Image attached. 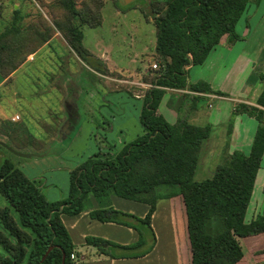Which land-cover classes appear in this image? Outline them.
<instances>
[{
    "label": "trees",
    "instance_id": "16d2710c",
    "mask_svg": "<svg viewBox=\"0 0 264 264\" xmlns=\"http://www.w3.org/2000/svg\"><path fill=\"white\" fill-rule=\"evenodd\" d=\"M148 3L154 11L155 50L162 64L144 93L139 115L143 132L117 151L95 152L71 168L68 195L61 199H48L35 178L5 158L0 165V194L16 209L18 218L11 214L10 206H0V245L5 250L0 264H63V251L64 264H74L70 256L74 244L61 214L74 215L87 209L92 218L130 226L138 234L130 244L87 235V244L111 257L144 255L155 240L151 217L160 197L172 203L178 264H241L245 254L241 239L264 232V206L246 219L264 154V89L255 103L233 101V115L246 113L257 120L249 151H228L211 176L201 180L193 176L202 143L210 135L211 122L194 123L186 116L170 122L158 110L169 88L183 91L178 108L187 114L209 99L207 93L227 95L213 89L206 80H190L188 71L191 65L203 63L223 36L230 42L241 37L235 27L249 0ZM81 4L78 7L76 0H57L48 4L53 24L40 18L25 27L21 26L22 15L15 9L12 21L0 29V76L7 77L30 53L48 42L55 29L71 50L89 63L91 52L82 42L81 25L101 23L103 0H82ZM98 71L107 74L106 68ZM231 129L230 122L228 137ZM226 146L229 148V139ZM165 186L168 189L161 191ZM110 194L147 203L148 208L143 217L114 208ZM90 196L98 207H87ZM175 199H180L183 209L174 207ZM215 219L219 223L212 227ZM183 231L187 252L180 244L184 242L180 239ZM49 246L51 249L42 259Z\"/></svg>",
    "mask_w": 264,
    "mask_h": 264
},
{
    "label": "rangeland",
    "instance_id": "374dc122",
    "mask_svg": "<svg viewBox=\"0 0 264 264\" xmlns=\"http://www.w3.org/2000/svg\"><path fill=\"white\" fill-rule=\"evenodd\" d=\"M56 1L0 0V29L12 21L15 9H18L22 15L20 21L22 27L39 22L40 18H46L50 24H53V15L48 4ZM148 1L103 0L101 23L97 26L81 25L82 42L91 52L88 58L89 63L81 60L75 52H72L66 45L61 32L55 29L52 37H56L42 51L43 53L40 52L35 61L26 67L27 71L28 69L29 72L33 70L34 72L31 73H36V75L22 73L17 75L16 86L20 91H24L25 102L29 101L36 112H39L35 115L43 124L37 125L36 120L29 117L28 130L39 140L25 134L24 130V133L17 136L19 138L10 141L16 145L15 149L22 152L43 153L47 150L48 152L44 155L21 156L8 148L9 142L0 140V165L5 158L11 159L26 175L36 179L41 191L50 200L61 199L68 195L71 168L95 152H115L125 142L143 132L139 115L144 93L151 84L150 78L157 74L162 64L155 50L154 11ZM81 3L82 0H76V6L80 7ZM256 10H258L257 13ZM262 11H264V0H249L246 10L236 24V32L241 36L244 35V31L247 33L246 25H253ZM241 45L242 43L238 41L233 46L232 52L224 54V49H221L212 53L210 62L192 65V69L188 71V77L191 80L201 73L208 71L212 73V65L219 64V59L221 61L225 58V67L221 70H226L228 74L222 79L220 90L232 97L241 92L244 83H247L246 97H255L264 89V79L261 78V74L264 75V61L257 60L254 64L246 54L240 53ZM155 63L156 66H154ZM104 68L107 69V74L102 75L98 70ZM182 93L180 89L169 88L158 110L170 122L182 116L199 124L214 122L209 137L202 143L193 176V179L201 180L211 176L216 165L224 161L223 157L228 153L227 126L230 122L233 126V100L228 97H212L201 102L199 110L187 114L180 109L182 107L178 108ZM0 97L3 110L6 107L12 108L13 105L9 102L11 99L9 92L0 90ZM50 104L52 108H62L59 113H55L56 115L61 114L60 119L52 117L49 120L50 115L43 113L46 105ZM217 109L219 111H216ZM66 110L70 115L65 116ZM67 118L71 119V126L64 124L69 120ZM74 120L77 121L76 124L73 123ZM61 122L59 128L58 123ZM247 124L251 126L250 122ZM62 125H68V128ZM44 128L51 132L53 137L47 142L44 140L45 133L41 131ZM65 129H68L69 134L59 135L63 134L61 130ZM263 180L264 155L257 172L256 189L253 191L247 209L248 219L263 209L264 192L263 185L260 184ZM165 189L168 187L160 188L161 191ZM89 198L90 202H87V207L89 209L98 207L97 201L92 196ZM109 198L114 208L126 212L130 210L139 217H143L144 215H141L143 209L148 208L147 203L115 194H110ZM171 205V200L168 201L167 197H160L157 201L156 225L158 228L155 230V240L150 249L153 251L149 258L141 259L142 264L145 262L177 264L178 262L176 260L175 219ZM0 206H10L11 214L15 219L18 218L16 209L2 194H0ZM174 207L183 209L180 199H175ZM95 223L98 221L95 220ZM218 223L215 219L212 227H216ZM103 229L111 235L117 230L115 226L103 227ZM103 229L101 231H104ZM182 233L180 239L182 237L184 242L180 241V244L183 252H187L186 231ZM241 243L245 251L241 264L264 263V233L254 237H244ZM3 254L5 250L0 245V255Z\"/></svg>",
    "mask_w": 264,
    "mask_h": 264
},
{
    "label": "crops",
    "instance_id": "0c3cea01",
    "mask_svg": "<svg viewBox=\"0 0 264 264\" xmlns=\"http://www.w3.org/2000/svg\"><path fill=\"white\" fill-rule=\"evenodd\" d=\"M257 12L258 10H256V13ZM253 25H246L248 28L247 33L244 31L243 32L244 35L243 36L240 35L241 37L236 39L233 42H230L227 36H223V38L221 39V42L216 45V47L210 52V54L208 55V57L203 63H207L208 61L210 62L212 53H215L216 51H219L221 49H224V54H227V52L228 53L232 52L233 46L238 41L242 43L240 47V53L242 52V54H246L248 58L252 59L251 61L254 64L256 63L257 60L264 61V58H263L264 56L263 54L264 53V11H262L261 14H259V16L257 17ZM55 37L56 36H53L52 38H50L48 42H45L43 45H41L35 52L30 53L27 56L26 60L23 63H21L14 71H12L7 77L0 76V90H2L3 92H9L11 94V99L9 102L10 104L13 105L12 108L9 109L6 107L5 110H3V107H1L2 104L0 105V140H3V141L6 140V143L9 142L8 144L12 146L13 148H16V145H14L10 140L11 139L14 140V138H19L17 136L24 133V130H25V134H30L33 137L38 138L37 136H35L33 133H31L28 130L29 117L34 118L37 122V125L43 124L39 121V119H37V116L35 115L39 112H36L35 108L29 104V101L25 102L24 99L26 98H25L24 91L22 90L20 91L18 87L16 86L17 75L21 73L25 75H28V74L36 75V73H31V72H34L33 70H30L29 72V69H28L27 71L26 67L27 65L32 64L35 61L36 57L39 55L40 52L43 53L42 51L45 50V48L50 44V42ZM66 45L69 47L67 42H66ZM69 49L71 50L70 47ZM71 51L73 52V50ZM213 62L211 63L213 64ZM224 62H225V58H223V60L221 61L219 59V64L214 63V65H212L211 67V69L213 70L212 73H209V71L207 73H201L200 75L195 76L194 77L195 79L192 78L191 80H199V79L206 80L210 83L213 89H217V88L222 89L220 88L222 79H224V77L227 76L228 74L226 70H221L222 67L223 68L225 67ZM191 69H192V65L190 66L189 71ZM68 72L71 74L70 71ZM247 85H248L247 83H244V86L242 87L243 89L241 90V92H238L236 95H233L232 97L229 95H220V94H216L213 92L207 93V96L209 98H212V97L227 98L228 97L229 99L231 98L233 101L240 100V101L255 103V100H256L255 98H257L259 94H256L255 97H252V98L246 97L247 96V89H246ZM57 90L59 91L58 88ZM209 105H211V103H209ZM46 106L47 107H45L43 113L45 114L47 113L50 115L49 120L52 117H57L58 119L61 118V114L56 115L55 113H59V111H61L60 109L62 108L60 107L58 109L56 107L52 108L51 104L46 105ZM232 110H233V106H232ZM216 111H219V109H217ZM68 114L70 115V113L67 112L66 110L65 116ZM233 117L234 119H233V126L231 129L232 131L228 138L229 143H230L228 151L230 152L233 149L238 148V149H242L248 152L251 142H252L255 129H256L257 120L253 116H250L246 113H240V112L234 114ZM70 121L71 119L64 122V124H68L69 126H71L72 121L71 122ZM248 122H250L253 128L250 125L248 126L247 124ZM73 123L76 124L77 121L74 120ZM58 124L60 128L62 122ZM211 124H212V129H213L214 122H211ZM62 126H65L66 128H68L66 125H62ZM67 130L68 129L61 130V132L62 131L64 132L63 135L69 134ZM41 131L45 133L44 140H46V142L51 140V138H53L52 134H50L51 132H48L46 128L41 129ZM59 135H62V133ZM61 139L62 138L60 137V140ZM263 182L264 180L260 183L261 186L263 185ZM256 184L257 182L255 180V185ZM168 201H170L169 198H168ZM141 209H142V206H141ZM146 210L143 209V212L141 213V215H144ZM88 211H89L88 209L83 210L80 213L74 214V215H69L66 213L61 214V218L67 230L69 231L72 242L74 244V253L76 254V258L73 259L74 264H142L141 259H146L150 257L153 250L141 256L111 257L105 253L99 252L95 246L91 244H87L86 236L89 235L90 233H92L93 235H97V236L100 235L104 238L114 240L115 242H118L121 244H130L132 242H135L138 237L137 231L134 228L121 224V223L114 222V221H101V220L92 218ZM156 215H157V212L155 209L151 217V226L154 232L156 228H158V226L156 225ZM246 219L249 220L250 218L248 219L246 215ZM95 220H97L98 223H95ZM109 226L116 227L117 230L115 234L111 235L107 233L106 229H103V227H109ZM102 229L104 231H101ZM262 233H259L256 235H260ZM155 235H156V232H155ZM256 235H252V236L254 237ZM176 260H178L177 251H176ZM145 264H149V263L145 262Z\"/></svg>",
    "mask_w": 264,
    "mask_h": 264
},
{
    "label": "water",
    "instance_id": "95a60500",
    "mask_svg": "<svg viewBox=\"0 0 264 264\" xmlns=\"http://www.w3.org/2000/svg\"><path fill=\"white\" fill-rule=\"evenodd\" d=\"M61 133V132H60ZM63 135V134H62ZM64 138V137H63ZM8 148L11 149L14 153L16 154H19L21 156H26V157H29V156H32V155H44L47 153V151L43 152V153H34V152H22V151H19L15 148H13L12 146L8 145ZM52 246H49V248L46 250V252L43 254L42 256V259L46 256V254L48 253V251L51 249ZM62 260H63V264H64V260H65V252L63 251V257H62Z\"/></svg>",
    "mask_w": 264,
    "mask_h": 264
},
{
    "label": "built area",
    "instance_id": "2783aa9c",
    "mask_svg": "<svg viewBox=\"0 0 264 264\" xmlns=\"http://www.w3.org/2000/svg\"><path fill=\"white\" fill-rule=\"evenodd\" d=\"M154 66H156V63L154 64ZM149 86H152V84H149ZM262 108L264 109V106H262ZM70 256L72 259L76 258V254L74 252H72Z\"/></svg>",
    "mask_w": 264,
    "mask_h": 264
}]
</instances>
